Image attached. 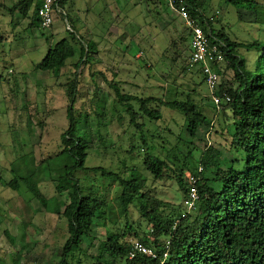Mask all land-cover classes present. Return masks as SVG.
Instances as JSON below:
<instances>
[{
    "label": "rangeland",
    "instance_id": "374dc122",
    "mask_svg": "<svg viewBox=\"0 0 264 264\" xmlns=\"http://www.w3.org/2000/svg\"><path fill=\"white\" fill-rule=\"evenodd\" d=\"M4 1L7 4L4 6L15 2ZM255 2L256 11H251L237 9L224 0H201L203 12L207 16L214 14V26L223 27L232 39L241 42L264 40V0ZM28 7L25 15L17 10L11 15L0 6V14L4 15L0 17V264H52L58 258L57 247L67 237L64 218L46 212L24 185L14 190L7 184L14 177L13 168L25 176L29 170L24 164L37 167L41 160L62 148L60 134L67 128L69 103L65 84L75 73L78 81L75 105L84 112L80 134L93 146L87 151L85 166L121 172L125 165L129 169L124 172L126 178L145 173L148 179L143 191L160 200L161 208L167 212L171 213L183 198L179 197L174 180H156L144 170L146 147L163 158L168 152H186L194 146L195 160L208 146L222 152L223 164L238 157L228 150L230 138L222 128L226 121L220 114L214 129L202 127L191 139L181 112L163 109L159 120L139 119L143 127L136 129L129 124L128 114L116 99L111 86L114 83L123 93L142 97L155 96L167 101L190 98L214 119L202 74L198 68L186 66L190 32L167 0H68L66 15L54 14L52 29L32 25V7ZM3 37L9 40L3 41ZM63 37L71 40L76 52L57 75L44 76L48 73L38 70L37 64L48 47ZM79 37H84V42L91 40L95 46L75 69L83 42ZM239 52L251 57L243 48ZM220 67L223 71L225 63ZM226 79L232 84L228 74L220 76V83ZM134 106L137 107L135 103ZM122 160L124 164L120 163ZM187 175H191L190 171L185 172L186 178ZM76 176L85 192L99 194L114 209L118 228L109 219L105 220V228L123 232L127 220L137 232H151L137 203L128 207L127 218L119 217L114 198L118 181L99 170H81ZM35 178L46 197L57 194L56 182L46 178V174L37 173ZM62 197L65 196L60 194ZM105 228L98 227L92 246L83 244L87 254L96 255L98 241L106 238ZM134 238L130 231L124 240L131 242ZM25 249L44 256L26 261Z\"/></svg>",
    "mask_w": 264,
    "mask_h": 264
},
{
    "label": "trees",
    "instance_id": "16d2710c",
    "mask_svg": "<svg viewBox=\"0 0 264 264\" xmlns=\"http://www.w3.org/2000/svg\"><path fill=\"white\" fill-rule=\"evenodd\" d=\"M28 1L18 0L12 6L2 4V7L11 15L16 10L25 15ZM148 1L150 0H144ZM224 1L237 9L256 11L255 0ZM67 3L68 0H60V6L64 10ZM39 4L32 11V25L39 26L36 15ZM181 4L193 23L202 28L209 44L220 48L225 60L222 64L225 63L224 70L228 72L222 71V64L217 65V71L220 76L228 74L232 80V84L227 79L219 83V93H227L228 101L221 97L220 103L215 104L210 96L214 119L203 113L190 98L167 101L155 96L142 97L123 93L115 83L111 86L117 101L129 116V124L136 129L143 127V122L139 123V119L157 121L161 118L163 109L169 108L182 113L186 134L192 139L202 127L214 129V123L220 114L226 121L222 128L230 138L228 150H233L238 157L223 164L222 152L208 146L195 160L193 151L197 148L194 146L186 152H168L163 158L151 153L146 147L142 162L144 170L153 179L174 180L179 197L183 198L172 208L171 213L167 212L161 208L160 200L143 191L148 179L145 173L126 178L125 173L129 169L125 165L121 172L85 166L87 151L93 149V146L80 134L84 112L75 105L78 92L75 73L65 84L69 103L66 108L67 128L60 134L62 148L41 160L37 167L24 164L26 170H29L25 176L16 173L17 170L13 168L14 177L7 184L14 190H18L20 184L24 185L46 212L65 219L67 237L57 247L58 258L52 264H264V40L236 41L223 27L214 26V14L207 16L203 12L201 0H183L182 3L177 1L175 5L179 7ZM65 19L68 22V17ZM54 20L53 17V23ZM53 23L47 29H52ZM70 28L75 31L73 26ZM187 29L190 41L186 66L191 67L188 63L191 29ZM73 31L70 32L71 40L74 39ZM1 36L0 33V38ZM51 36L53 37L52 33ZM83 38L80 39L83 41ZM71 40L63 37L48 47L37 64L38 70L48 73L43 74L44 76L57 75L66 66V61L74 56L76 51ZM82 43L80 56L74 63L75 69H78L81 62H85L95 46L91 40ZM240 48L251 57L239 54ZM140 137L145 145L144 137ZM120 163L124 164L123 160ZM81 170H99L104 176L118 181V191L114 198L119 217L127 218L128 207L137 203L138 211L147 222V230L150 229L151 232H137L127 220L126 232L111 230L107 226L105 228L106 219L116 226L114 228H118V221L113 215L114 209L99 194L85 192L80 178L76 176ZM186 171H190L195 178L193 184L185 177ZM37 173H44L46 178L56 182V195L46 197L40 191L35 178ZM191 186L195 188L197 199L194 207L189 209L184 199L189 197ZM60 194L65 197L60 198ZM99 226L105 228L106 238L98 241L95 250L97 256L89 255L83 244L92 246L93 239L97 240ZM130 231H133L135 238L126 242L124 237ZM134 242L143 244L150 253L135 251L134 256L130 257ZM24 251L26 261H35L43 255L32 254V249ZM105 256L109 259L103 260Z\"/></svg>",
    "mask_w": 264,
    "mask_h": 264
},
{
    "label": "built area",
    "instance_id": "2783aa9c",
    "mask_svg": "<svg viewBox=\"0 0 264 264\" xmlns=\"http://www.w3.org/2000/svg\"><path fill=\"white\" fill-rule=\"evenodd\" d=\"M182 3L183 0H168V5L176 11L184 20L187 27L191 29V52L189 56V66L198 67L204 78L206 87L215 104H219L222 99L229 100V96L225 92L219 93L220 74L217 71V65L222 64L224 56L216 45H210L201 27L196 26L190 19L185 7L181 4L177 7L176 2ZM54 14H65V10L60 6V0H41L37 11V19L42 29H47L53 23ZM187 179L191 184L195 182L192 175H187ZM197 199L195 188L191 186L189 197L184 199V203L189 209L194 207V201ZM133 249L130 251V257L134 256L135 251L150 253L140 242H134Z\"/></svg>",
    "mask_w": 264,
    "mask_h": 264
},
{
    "label": "crops",
    "instance_id": "0c3cea01",
    "mask_svg": "<svg viewBox=\"0 0 264 264\" xmlns=\"http://www.w3.org/2000/svg\"><path fill=\"white\" fill-rule=\"evenodd\" d=\"M13 1H18V0H13ZM40 3V0H29V6H30V8L32 7V11L34 12V10H35V7L38 5ZM2 4L4 5H7L6 3H5V1L4 0H0V6L2 7ZM67 5H68V3H67ZM28 11H29V7H28ZM0 17H4V15L2 14H0ZM3 21V19L1 20V22ZM7 21V20H6ZM5 21V22H6ZM3 39V41L5 40V41H7V40H9V38H5V37H3L2 38ZM10 40H11V38H10Z\"/></svg>",
    "mask_w": 264,
    "mask_h": 264
}]
</instances>
